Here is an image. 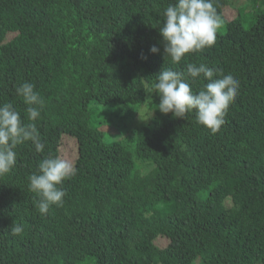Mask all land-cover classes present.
I'll use <instances>...</instances> for the list:
<instances>
[{
  "label": "trees",
  "instance_id": "obj_1",
  "mask_svg": "<svg viewBox=\"0 0 264 264\" xmlns=\"http://www.w3.org/2000/svg\"><path fill=\"white\" fill-rule=\"evenodd\" d=\"M249 1L245 25L246 4L213 0L216 43L172 65L159 27L173 0H0V104L45 143L18 145L0 176V264H264V0ZM188 63L239 81L215 134L194 111L157 109L155 75ZM25 82L44 101L36 121L16 93ZM64 136L75 175L42 216L29 176Z\"/></svg>",
  "mask_w": 264,
  "mask_h": 264
},
{
  "label": "clouds",
  "instance_id": "obj_2",
  "mask_svg": "<svg viewBox=\"0 0 264 264\" xmlns=\"http://www.w3.org/2000/svg\"><path fill=\"white\" fill-rule=\"evenodd\" d=\"M222 26L221 17L213 0H173L163 11L159 34L162 37L163 54L172 65H178L188 54L201 52L216 43V33ZM152 53L160 49L153 45ZM206 81L194 92L188 79ZM239 81L231 74L201 63L187 64V72L162 68L155 75L150 90L159 96L158 110L174 118H186L195 112L196 122L215 134L224 123L229 105L238 94ZM16 93L27 105L26 118L36 121L40 117L43 99L35 85L25 82ZM31 141L37 153H42L45 143L41 141L36 123L25 124L21 114L11 102L0 104V176L9 173L16 165L15 149ZM75 167L59 156L49 154L38 163V171L29 176V191L38 199L35 207L46 215L53 205L61 206L66 190L63 182L75 175ZM23 232V225L13 223L12 235Z\"/></svg>",
  "mask_w": 264,
  "mask_h": 264
},
{
  "label": "rangeland",
  "instance_id": "obj_3",
  "mask_svg": "<svg viewBox=\"0 0 264 264\" xmlns=\"http://www.w3.org/2000/svg\"><path fill=\"white\" fill-rule=\"evenodd\" d=\"M232 4L234 6H241L245 5V7H242L240 9H243L244 13V18H245V25H248L249 22V17L251 13L255 10L253 8L252 4L250 3L249 0H231ZM242 13V12H241ZM61 152H60V158L67 160L70 164H72L73 160L77 156V145L74 139L71 137L64 136L61 140Z\"/></svg>",
  "mask_w": 264,
  "mask_h": 264
}]
</instances>
